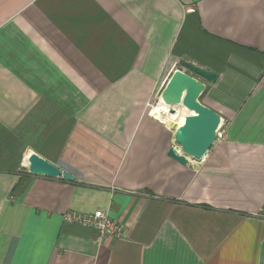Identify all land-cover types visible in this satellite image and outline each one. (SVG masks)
I'll return each instance as SVG.
<instances>
[{"label": "crops", "instance_id": "1", "mask_svg": "<svg viewBox=\"0 0 264 264\" xmlns=\"http://www.w3.org/2000/svg\"><path fill=\"white\" fill-rule=\"evenodd\" d=\"M184 61L223 123L185 164L149 114ZM99 209L125 234L64 219ZM0 264H264V0H0Z\"/></svg>", "mask_w": 264, "mask_h": 264}, {"label": "water", "instance_id": "2", "mask_svg": "<svg viewBox=\"0 0 264 264\" xmlns=\"http://www.w3.org/2000/svg\"><path fill=\"white\" fill-rule=\"evenodd\" d=\"M182 66L184 68H177L173 72L164 87L163 94L171 100L170 103H173L171 107H183L189 111L182 123L170 126L175 131V141L180 149L172 147L168 152L169 156L185 164L188 162V157L198 161L205 158L217 140L222 117L219 112L200 101L207 83L217 80V73L188 61H184ZM187 70L195 73L196 76ZM176 108H171V111H175ZM28 169L34 175L74 179L71 174L36 152H32L28 158Z\"/></svg>", "mask_w": 264, "mask_h": 264}, {"label": "built area", "instance_id": "3", "mask_svg": "<svg viewBox=\"0 0 264 264\" xmlns=\"http://www.w3.org/2000/svg\"><path fill=\"white\" fill-rule=\"evenodd\" d=\"M149 106V114L156 117L155 114H153V109L156 106L155 102L149 103ZM222 125L223 123H221V126L218 130V137L216 141L222 138ZM64 219L70 223H77L92 228L96 231L99 241L103 240L105 237L122 236L125 234L124 226L113 219L107 210L103 209L96 210L92 213H82L70 210L64 214Z\"/></svg>", "mask_w": 264, "mask_h": 264}, {"label": "bare ground", "instance_id": "4", "mask_svg": "<svg viewBox=\"0 0 264 264\" xmlns=\"http://www.w3.org/2000/svg\"><path fill=\"white\" fill-rule=\"evenodd\" d=\"M183 110L176 108L175 111L166 106L165 104H158L153 109V114L164 123L171 125L174 123L176 126L184 121L185 116L189 112L186 108L181 107ZM185 110V111H184Z\"/></svg>", "mask_w": 264, "mask_h": 264}, {"label": "rangeland", "instance_id": "5", "mask_svg": "<svg viewBox=\"0 0 264 264\" xmlns=\"http://www.w3.org/2000/svg\"><path fill=\"white\" fill-rule=\"evenodd\" d=\"M163 90H164V88L162 87V88H160V89L157 91V94H156L155 99H154V101H153V102H155L156 105H158V103L160 104L161 101H162V96H164V94H163ZM172 108H176V107H172ZM194 160H196V159H194ZM196 161H197V160H196Z\"/></svg>", "mask_w": 264, "mask_h": 264}]
</instances>
